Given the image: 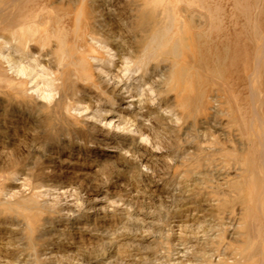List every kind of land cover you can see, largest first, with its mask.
<instances>
[{"label": "rangeland", "instance_id": "obj_1", "mask_svg": "<svg viewBox=\"0 0 264 264\" xmlns=\"http://www.w3.org/2000/svg\"><path fill=\"white\" fill-rule=\"evenodd\" d=\"M216 1L212 7L226 17L236 14L235 32L254 25L264 32V0ZM99 4L101 16L92 22L109 36L101 52L112 65L94 63L98 88L80 85L60 109L59 92L49 93L44 82L49 54L34 46L23 59L37 64L33 75L44 93L33 88L35 78L17 75L0 57V264H264V175L245 184L241 113L231 112L225 91L200 72L209 90L190 108L193 116H181L178 94L167 84L174 58L157 57L145 77L142 70L126 74L139 80L129 92L132 85H115L122 57L137 52L141 33L127 0ZM245 6L253 15L249 27ZM196 27L207 28L192 18L186 31ZM5 50L0 54L19 57ZM183 64L194 66L191 54ZM248 70L252 106L264 121V65L257 74ZM242 71L240 63L234 67L232 87L240 98L247 95L236 77ZM103 90L113 104L100 115L110 106Z\"/></svg>", "mask_w": 264, "mask_h": 264}, {"label": "bare ground", "instance_id": "obj_2", "mask_svg": "<svg viewBox=\"0 0 264 264\" xmlns=\"http://www.w3.org/2000/svg\"><path fill=\"white\" fill-rule=\"evenodd\" d=\"M100 1L105 2V0H0V37L3 38L0 41V51L1 49L8 51L12 48L19 56L12 58L10 52L4 54L1 52L0 57L6 63L15 65L17 75L33 81L32 79L37 77V74L33 75L36 71L34 66L37 64L32 66L23 59L30 57L28 52L34 46H38L41 55L49 54L51 56V63L47 69L49 78L44 82L51 87L49 93L56 90L60 94L59 99L54 102L56 109L62 107L61 102L65 98L75 95L80 85L84 88H98L91 69L94 63L101 62L108 67L112 65L111 57L108 60L101 52L108 44L105 39L107 36L92 22L93 20L95 22L97 16H101L103 9L100 10ZM127 2L137 13L135 25L141 33L140 48L137 52L122 57L123 61L119 69L124 68L120 71L123 75H115L117 80L113 83L118 85L123 82L121 87L125 89L132 85L126 91L129 92L139 86V83L136 84L139 80L134 76L129 79L126 74L142 70L141 77H145L148 66L157 57H160L161 61L165 60V57L174 58L175 68L167 80L168 90H176L177 104L183 112L181 116L190 117L194 115V109H190L192 105L201 103L209 90L206 79H202L198 74L205 73L212 81L209 84L221 87L226 93L227 100L233 102L234 109H231V112L241 113L239 117L241 130L247 141L246 157L241 160L246 168L245 184L254 174L264 175V121L258 116V111L253 109L255 94L250 82L251 74H248L249 67L254 74H257L264 65V32L255 25L250 27L251 29L243 27L244 31L235 32L233 23L236 21L233 22V16L236 14L226 17L220 8L212 7L216 0H127ZM249 7H242L241 10L246 27H249L252 22L250 17L253 16H250ZM192 18H198L200 23L204 22L207 26L206 31L201 32L196 27L195 31L188 33L186 30ZM226 18L228 24L223 25ZM222 36L226 38V43L219 42ZM88 39L103 43L104 46L96 47ZM237 47H240V52L235 51ZM188 53L192 55L194 66L181 65L185 63ZM239 63L243 74L236 77L240 79L241 85L246 87L247 95L244 98H240L238 93L235 94L232 87L235 80L234 67ZM35 79L33 88L35 87L37 92L44 93L45 90L38 88L39 81ZM25 83L27 84L28 81ZM101 92L105 94L110 106L97 111L100 115H105L111 111L110 107L113 103L109 91ZM43 97L50 99L52 96L48 94ZM238 99L242 104L237 106ZM263 106L264 104L260 106L261 109ZM115 112L117 117L121 116L120 111ZM134 117L136 115L130 117L126 114L124 119L129 121L133 118L134 121ZM255 118L258 121V129L253 128L252 125ZM224 155L227 159L231 158L229 152ZM210 160L212 161V158L208 161ZM235 188L242 189L237 185ZM261 189V194L264 196V180Z\"/></svg>", "mask_w": 264, "mask_h": 264}]
</instances>
